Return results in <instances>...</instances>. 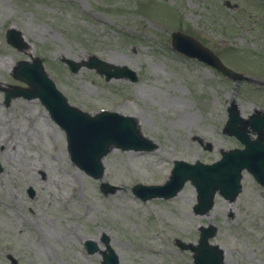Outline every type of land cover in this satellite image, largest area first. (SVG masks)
I'll list each match as a JSON object with an SVG mask.
<instances>
[{
	"label": "rangeland",
	"instance_id": "obj_1",
	"mask_svg": "<svg viewBox=\"0 0 264 264\" xmlns=\"http://www.w3.org/2000/svg\"><path fill=\"white\" fill-rule=\"evenodd\" d=\"M227 1L0 0V264H10L6 253L18 264H100L104 238L119 264H192V252L175 239L196 243L207 224L217 228L210 241L223 249L224 264H264V188L248 172L234 201L216 194L202 215L192 211L189 181L168 199L141 200L132 191L136 183H164L175 159L210 163L220 149L239 146L221 131L231 99L244 117L264 109L262 88L229 80L171 46V33L181 31L232 69L264 68V0ZM9 27L20 31L26 50L6 41ZM90 55L136 79L106 80L85 66L71 72L63 62ZM33 56L70 104L135 117L156 148H108L99 178L73 165L63 129L38 98L4 104L5 90L27 87L13 76L16 63ZM104 182L113 192L100 190ZM86 240L99 251L88 254Z\"/></svg>",
	"mask_w": 264,
	"mask_h": 264
},
{
	"label": "water",
	"instance_id": "obj_2",
	"mask_svg": "<svg viewBox=\"0 0 264 264\" xmlns=\"http://www.w3.org/2000/svg\"><path fill=\"white\" fill-rule=\"evenodd\" d=\"M227 5H229L228 2ZM7 40L18 49L26 46L20 32L14 28L8 29ZM172 42L177 51L213 66L228 77L234 79L240 77L238 73L224 66L212 50L194 37L181 32H173ZM66 62L73 70H77L81 64L95 68L99 74L105 75L106 80L112 77H124L132 81L136 79L134 71L108 64L95 57L83 63H74L69 60ZM17 64L14 76L26 81L31 89L16 87L13 91H7L5 102L8 104L10 98L16 96L28 99L39 97L50 116L65 129L67 150L73 164L91 176L101 177L103 167L100 159L110 147L135 150H151L156 147L153 141L139 132L137 120L133 116L106 111L90 116L69 106L64 96L56 89L55 84L46 76L38 58H34L33 63L19 61ZM257 112L244 119L240 115L237 103L231 100L227 108L228 118L222 131L227 135L235 136L244 143V149H221L220 159L213 163H204L199 160L188 163L184 160H175L169 179L164 185L136 184L133 192L143 200L152 197L170 198L176 195L184 183L189 180L197 192V203L193 207L194 213L203 214L212 207L216 192L230 200L237 196L241 189L242 169L250 171L258 181L264 184V157L259 154L264 147L260 145V139L252 140L248 135L249 129L260 134L261 126H264V114L262 120H259ZM197 139L203 144L202 139L199 137ZM203 146L208 150L212 148L209 142ZM101 190L105 193L112 192L114 187L103 183ZM200 231L197 246L185 244L179 239H176V244L181 248H190L195 251L194 264H222V250L215 245L208 244V239L214 235V226L201 227ZM85 247L88 253L97 250L96 244L91 241H86ZM107 249V252H102L101 264H118L114 251L110 247ZM7 257L13 264H16V260L11 255Z\"/></svg>",
	"mask_w": 264,
	"mask_h": 264
},
{
	"label": "flooded vegetation",
	"instance_id": "obj_3",
	"mask_svg": "<svg viewBox=\"0 0 264 264\" xmlns=\"http://www.w3.org/2000/svg\"><path fill=\"white\" fill-rule=\"evenodd\" d=\"M260 69H263V70H260ZM260 69H257V70H251L250 73H243L245 75H247L246 78L240 80L242 83H254V87H258L257 89H263L264 90V68H260ZM240 71V69H239ZM262 90V91H263ZM262 111H264V109H260ZM261 111V115L263 114ZM261 129H262V132H261V139H263V142L260 143L261 146L264 147V127L261 126ZM256 137V136H255ZM239 147H243L242 145H240ZM260 155L262 157H264V150H262L260 152ZM254 182L255 184L259 187V188H264V185H260L257 181H255L254 179Z\"/></svg>",
	"mask_w": 264,
	"mask_h": 264
}]
</instances>
